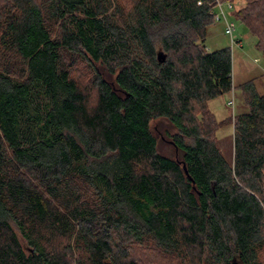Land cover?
Listing matches in <instances>:
<instances>
[{
    "label": "trees",
    "instance_id": "1",
    "mask_svg": "<svg viewBox=\"0 0 264 264\" xmlns=\"http://www.w3.org/2000/svg\"><path fill=\"white\" fill-rule=\"evenodd\" d=\"M218 1L0 0V264H264V93L211 110L234 88L231 49L205 45ZM235 18L264 56V0Z\"/></svg>",
    "mask_w": 264,
    "mask_h": 264
},
{
    "label": "rangeland",
    "instance_id": "2",
    "mask_svg": "<svg viewBox=\"0 0 264 264\" xmlns=\"http://www.w3.org/2000/svg\"><path fill=\"white\" fill-rule=\"evenodd\" d=\"M228 18L235 23L236 37L242 44L232 47L230 37L225 32L223 22H215L209 28L208 36L205 42L208 51H215L223 48H230L232 51L233 62V84L231 93L225 94L209 103L211 110L215 113L219 121L225 119L228 115L234 117L239 112L246 110L245 96L236 88L250 80H254L257 90L264 93V56L257 48V38L251 34L239 20L235 18V12L244 5V0H236L231 3H221ZM218 12V10H217ZM74 76L83 85H89L93 78L91 68L84 62L78 61L74 66ZM233 102V105L230 103ZM231 104V105H230ZM155 137L158 140L159 152L166 156H176L174 146L170 143L167 135L174 134L175 129L168 121L163 119L155 120L151 123ZM219 146L230 160L233 156V131L231 126L226 125L218 132ZM18 236L26 247V242L18 232ZM141 261L145 264H173L170 258H162V255L156 252L141 250Z\"/></svg>",
    "mask_w": 264,
    "mask_h": 264
},
{
    "label": "built area",
    "instance_id": "3",
    "mask_svg": "<svg viewBox=\"0 0 264 264\" xmlns=\"http://www.w3.org/2000/svg\"><path fill=\"white\" fill-rule=\"evenodd\" d=\"M218 10V12H217ZM215 20L216 22H223L225 24V32L230 37L231 45L234 47L235 45L242 44L241 40H239L236 35V26L235 23L232 22L227 14L225 13V10L223 6L220 4V2H217V9L215 12ZM233 105V102H230ZM230 104V105H231Z\"/></svg>",
    "mask_w": 264,
    "mask_h": 264
},
{
    "label": "crops",
    "instance_id": "4",
    "mask_svg": "<svg viewBox=\"0 0 264 264\" xmlns=\"http://www.w3.org/2000/svg\"><path fill=\"white\" fill-rule=\"evenodd\" d=\"M228 117H229V115H228L226 118H228ZM226 118H225V119H226ZM223 120H224V119H223ZM231 129H232V131H233V127H232V126H231ZM233 133H234V132H233Z\"/></svg>",
    "mask_w": 264,
    "mask_h": 264
},
{
    "label": "water",
    "instance_id": "5",
    "mask_svg": "<svg viewBox=\"0 0 264 264\" xmlns=\"http://www.w3.org/2000/svg\"><path fill=\"white\" fill-rule=\"evenodd\" d=\"M184 169H185V167H184ZM186 170V169H185ZM186 173H187V171H186Z\"/></svg>",
    "mask_w": 264,
    "mask_h": 264
}]
</instances>
